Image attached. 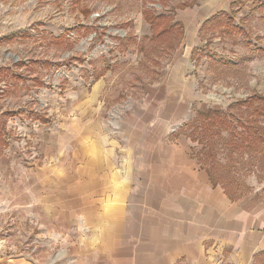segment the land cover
<instances>
[{
	"label": "crops",
	"instance_id": "obj_1",
	"mask_svg": "<svg viewBox=\"0 0 264 264\" xmlns=\"http://www.w3.org/2000/svg\"><path fill=\"white\" fill-rule=\"evenodd\" d=\"M168 69L126 113L96 78L53 120L0 108V264H264V198L214 183Z\"/></svg>",
	"mask_w": 264,
	"mask_h": 264
},
{
	"label": "rangeland",
	"instance_id": "obj_2",
	"mask_svg": "<svg viewBox=\"0 0 264 264\" xmlns=\"http://www.w3.org/2000/svg\"><path fill=\"white\" fill-rule=\"evenodd\" d=\"M185 1L0 0V108L31 122L53 120L73 93L85 87L87 94L89 82L97 90L96 78L105 84L106 105L126 113L171 68L192 83V106L177 124L193 140L196 156L222 182L235 177L240 190L264 198V161L236 154L232 159L227 131L207 138L194 130L202 123L199 113L226 111L255 93L264 96V0H193L174 12L172 23L181 29L153 36L169 19H154L153 29L147 18L171 16ZM222 11L246 33L201 31L205 20ZM207 145L214 150L205 153Z\"/></svg>",
	"mask_w": 264,
	"mask_h": 264
},
{
	"label": "trees",
	"instance_id": "obj_3",
	"mask_svg": "<svg viewBox=\"0 0 264 264\" xmlns=\"http://www.w3.org/2000/svg\"><path fill=\"white\" fill-rule=\"evenodd\" d=\"M246 0H238L237 4H245ZM193 0L185 1L184 3L179 4L172 8L173 14H164V16H157L156 18H147L154 29V19H169L168 26L161 32H154L153 36H164L169 34L172 30L180 28L182 24L179 22L172 23L174 21V12L177 8H187L188 6L193 5ZM235 14V13H234ZM171 17V19H170ZM222 29L225 34H238L245 32L246 29L235 23V19L230 17L226 11H222L217 15L213 16L209 20L205 21L202 26V29ZM211 42L208 40V43ZM213 60L218 61L213 58ZM229 63V62H228ZM199 117L202 119L200 126L194 128V130H201L205 133V136L216 134L220 136L222 131H227L229 139L226 140V147L230 148L232 151L231 157L234 159L233 155H237L240 159L247 157V159L255 160L262 165L264 161V96L259 94H252L246 99H240L239 101L231 104L226 111L221 110H210L208 113H199ZM220 138V137H219ZM214 141L216 137H211ZM207 147V148H206ZM205 147L204 152L214 150L213 147L209 149L208 145ZM212 156V154L210 153ZM201 162L202 160L198 158ZM204 165V163H202ZM206 166V165H205ZM207 167V166H206ZM208 172L211 175L212 180L215 184H221L229 195L233 198H239L243 195L251 192H243L240 190V182L234 177L221 181L219 179L220 173H214L215 169L212 167L208 168ZM264 259V253L261 254V258Z\"/></svg>",
	"mask_w": 264,
	"mask_h": 264
}]
</instances>
